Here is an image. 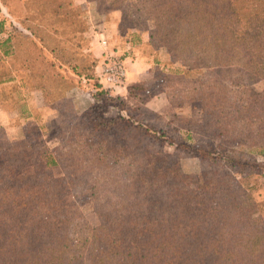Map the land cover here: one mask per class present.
Segmentation results:
<instances>
[{
    "label": "trees",
    "instance_id": "trees-1",
    "mask_svg": "<svg viewBox=\"0 0 264 264\" xmlns=\"http://www.w3.org/2000/svg\"><path fill=\"white\" fill-rule=\"evenodd\" d=\"M92 1L99 13L121 9L129 19L152 23L150 42H162L172 62L187 72L234 71L229 81L236 88L264 82V0ZM11 41L9 34L3 44L9 49ZM160 74L172 88L188 80L186 72ZM86 78L98 89L93 96L101 97L97 76ZM197 80L200 87H190V98L199 103L208 130L222 143L257 146L264 154V116L229 98L227 90L216 96ZM36 88L47 102L46 86ZM143 90L137 84L130 94ZM254 95L264 102V90ZM132 118L118 119L126 130L117 119L96 121L93 147L75 149L61 165L63 176L45 149L35 176L0 186V264H264V221H253L242 190L229 187L232 158L202 147L201 170L187 173L156 132ZM114 131L120 138L111 143L115 155L106 159L103 137L109 132L112 138ZM0 137L10 145L1 129ZM11 144L12 156L30 148L27 140ZM70 190L88 193L96 207L99 224L86 249L65 232L73 218Z\"/></svg>",
    "mask_w": 264,
    "mask_h": 264
},
{
    "label": "rangeland",
    "instance_id": "rangeland-1",
    "mask_svg": "<svg viewBox=\"0 0 264 264\" xmlns=\"http://www.w3.org/2000/svg\"><path fill=\"white\" fill-rule=\"evenodd\" d=\"M104 11L99 13L92 0H0V23L4 22L0 24V129L10 141L7 145L0 140V186L35 176L45 149L56 157L60 164L55 171L63 176L61 165L70 161L66 158L75 149L93 147L96 121L117 119L126 130L127 123L118 119L132 115L143 128L156 132L165 151L179 156L187 173L201 170L202 147L231 157L229 187L242 190L253 221H264V154L257 146L222 143L208 130L199 103L191 100L189 92L191 86L200 87L201 78L216 96L227 90L229 98L247 103L262 117L264 102L254 93L264 90V82L236 88L229 81L234 71L187 72V66L172 62L159 45L162 42H150L152 23L129 19L121 9ZM9 34L8 49L3 42ZM102 37L108 40L107 48ZM119 64L126 75L121 85H115L107 81L106 69ZM160 72L170 76L186 72L187 83L173 82L172 88ZM91 75L99 80L101 97L93 96L99 92L94 80L86 78ZM38 83L46 86L48 103L36 88ZM137 84L144 90L133 96L130 87ZM111 135L106 133L101 146L106 159L115 155L111 143L119 140L120 132ZM19 140H27L30 148L20 152L24 156H12L11 143ZM70 195L73 218L65 232L73 244L86 249L92 229L99 224L96 207L88 193L70 190Z\"/></svg>",
    "mask_w": 264,
    "mask_h": 264
},
{
    "label": "built area",
    "instance_id": "built-area-1",
    "mask_svg": "<svg viewBox=\"0 0 264 264\" xmlns=\"http://www.w3.org/2000/svg\"><path fill=\"white\" fill-rule=\"evenodd\" d=\"M101 44L103 47L107 48L109 46L108 40L104 37L101 38ZM113 68H107L106 69V79L109 82L114 83L115 85H121L125 80V69L122 64L117 65L113 72H110Z\"/></svg>",
    "mask_w": 264,
    "mask_h": 264
}]
</instances>
